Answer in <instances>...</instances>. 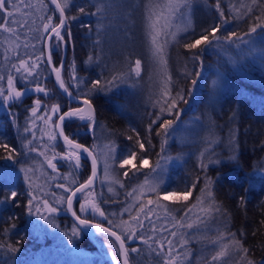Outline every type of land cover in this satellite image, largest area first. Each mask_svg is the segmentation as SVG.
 <instances>
[{
    "label": "trees",
    "instance_id": "16d2710c",
    "mask_svg": "<svg viewBox=\"0 0 264 264\" xmlns=\"http://www.w3.org/2000/svg\"><path fill=\"white\" fill-rule=\"evenodd\" d=\"M25 2L30 3L31 7L22 6L15 19L21 24L26 22L27 26L12 25L17 31L16 36L0 30V77H3L0 79V89L7 93L8 77L11 76L13 87L24 93L18 100L7 103L1 101L3 97H0V144L15 150L12 153L14 159L8 160L4 157L9 152L0 147V170L3 172L0 188L6 187L19 194L15 201L0 203V245L4 246L0 247V264H74L71 257L84 256L67 250L60 243L71 239L72 244L84 248L91 259V256L97 258L98 245L95 241L81 233L76 238L64 240L60 235H52L55 229H67L73 222L69 218H63V221L59 218L62 222H58L54 228L48 225L50 233L43 230L42 236H37L33 231L32 214L27 209L31 190L35 195L37 192L38 199H41L44 197L39 191L41 187H51L52 193L58 190L59 183H64L66 189L71 190L84 180L85 174L82 170L75 174L69 162L63 158L53 172L40 162L41 153L47 156L52 152L65 151L54 132L51 131L50 135L55 137L52 139L53 146H49V141H44L48 140V136L40 137L42 123L47 117L51 119L46 123L54 120V114L49 115L50 107L57 105V112L62 113L77 103L66 100L54 87L43 55V42L47 34L43 25L47 22V16H52L53 23H57V11L49 0ZM99 2L69 0L65 14L69 18L76 17L75 20H68L71 38L65 34L66 45L61 44L59 48L53 45L51 65L53 68L59 67L64 50L60 78L68 93L90 100L94 111L92 123L79 117L66 119L62 127L64 135L93 148L94 128L100 124L115 148V164L122 152L136 153L134 165L122 169L124 173L117 168L118 173L114 176V180L119 182L121 199L112 200L108 195L95 193L96 200L109 215L105 219L106 227L125 239L130 264H164L168 248L166 240L173 241L172 255L178 256L177 264H212V255L221 244L231 240L228 233H235L243 246L250 250L247 259H243V253L237 255L230 252L215 264H247L248 259L254 264H264V29L258 28L255 33L245 35L253 25L264 21V0H257L256 5L252 4V0H189L192 27L165 46L166 66L152 57L146 26V6L150 3L163 4L164 0H104L111 5L106 15L89 14L96 12L95 5ZM248 7L252 8L251 12L247 11ZM80 8H84L85 13L82 14ZM2 16H6V13L0 11ZM217 25L219 31L216 35L221 37L219 41H214L207 48L203 45L193 50L185 47L199 38L205 29ZM232 32L241 39L233 37V42L223 39ZM200 49H203L200 59L193 60V53ZM89 56L93 57L91 61ZM136 59L142 61L139 77L130 73ZM22 60L27 61L28 65H36L31 69V76L23 68L17 71ZM210 72V76L215 78L212 87L207 84L206 78ZM216 74L219 78L215 77ZM113 76L119 79L106 84L112 81ZM167 76L171 77L169 88L172 97L182 90L187 101L180 102L178 108L173 109V114L160 112L164 100L170 99L161 96L163 81ZM193 79L196 80L195 85L191 83ZM96 80H100L106 90L92 89V82ZM37 84L45 92H37ZM215 84L217 90H214ZM36 100L41 101L40 106L36 105ZM32 108H37L35 116ZM176 111L180 113L178 120ZM157 115L161 116V120L153 124L149 131L148 126ZM163 119L176 121L167 137H163L159 128ZM25 128L29 131L26 132ZM137 133L140 142L145 145L144 149L139 147ZM38 135L41 139H35ZM30 148L35 150L29 151ZM169 156L175 162L167 169L165 190L189 191L188 200L164 201L162 207L152 211L148 219L142 217V228L137 222L132 226L137 236L126 239L125 232L120 233L113 224L115 221L120 224L118 220H124L130 225V214L124 213V217L112 221L110 213L126 206L130 189L151 171L156 162ZM142 159L148 163L137 168ZM209 160L219 163H210ZM202 162L207 166L202 167ZM81 164L85 168L87 163ZM69 171L73 174L71 177ZM63 177L66 179L62 180ZM209 180L212 181L215 202L224 210L222 213H207L201 210L202 206L191 207L196 204V198L202 196L201 189ZM32 183L35 186H31ZM193 183L195 188L192 187ZM69 192L63 191L62 196ZM7 193V190L0 193V200ZM151 195L158 198L155 193ZM45 197L44 200L51 206L50 199ZM165 207L171 215L164 211ZM188 208L191 211L186 217ZM173 217L185 218V227H173L176 223ZM109 221L112 223L109 224ZM187 223H192L193 228H188ZM172 231L177 232L176 237L171 236ZM221 234L224 239L212 243ZM100 235L108 243L111 241L105 234ZM182 238L187 240L183 246ZM144 240H148V243L145 244ZM157 241L165 244L163 255L158 254ZM9 246L17 251L12 252ZM132 248L138 251L131 252ZM77 262L75 264H81L79 260ZM96 264L106 263L100 259V263Z\"/></svg>",
    "mask_w": 264,
    "mask_h": 264
},
{
    "label": "snow or ice",
    "instance_id": "6c2138e0",
    "mask_svg": "<svg viewBox=\"0 0 264 264\" xmlns=\"http://www.w3.org/2000/svg\"><path fill=\"white\" fill-rule=\"evenodd\" d=\"M51 3L54 4L56 6V9L59 11V17L58 23H53V17L52 16H47L46 20L47 22L44 23L43 25V30L44 32L48 33L47 39L50 41V46H49V54L47 56V62L51 63L52 62V47L53 45L56 48H59L61 44H67V41L65 40V34L68 36V38H71V31L68 27V20L72 19L75 20L76 17H68L66 16V10L69 7V0H51ZM252 4L256 5L257 4V0H252ZM31 7L30 3H26L25 0H0V11H3L6 13V16H2L0 17V30H2L3 32L9 33L11 36H16L17 35V31L16 29H14L12 27V25H17V27H26V22L24 24H21V22L18 19H15L16 15L18 13H20L21 7ZM189 0H164L163 4H159V3H150L149 5L146 6V20L148 21V36H149V41H150V45H151V55L152 57L161 65L166 66L167 65V60L165 58V45L167 44V39H165L163 41V43H161L160 41V37L164 36L165 38H167L168 36H171L173 39H175L176 36V32H171L168 31V29H170L172 27V17H174L177 13H182V9L189 7ZM243 6V5H242ZM96 7V12L94 13H89L91 15H101L102 17L104 15H106L109 10L111 5L108 3H105L104 0H100L99 3H97L95 5ZM217 9H219V2H217L216 5ZM235 8V6H234ZM236 11H239V9H235ZM79 11L83 14L85 13V9L84 8H80ZM248 12L252 11L251 7L247 8ZM221 17L224 16V13L221 11L220 13ZM191 22L189 21V24ZM225 23H227V21H225ZM103 25H101L102 27ZM90 27V26H89ZM258 28H262L264 29V21H262L261 23L255 24L253 25L250 30L249 33H245V35H250L251 33H255L257 31ZM99 31V30H98ZM219 31V26H213L210 29H205L202 34L199 36V38L194 39L192 42L188 43L185 45V47H187L190 50L193 49H199V46L203 45L204 48H207L208 46L213 45L214 41H219L221 39V37H218L216 35V32ZM211 35V39H209V36ZM233 37H236V33L232 32L229 33L227 36L223 37L224 40L229 41V42H233ZM18 38V37H17ZM236 39H241L240 37H236ZM245 43H247V41H244ZM97 44L100 43L99 40L96 41ZM203 52V49H200L197 52L193 53V60H199L201 57V54ZM39 59V58H37ZM89 61H91L93 59L92 56H89ZM98 59V57H97ZM141 64L142 61L141 59H136L135 60V64L134 67L130 68V73H135V75L137 77L140 76L141 74ZM36 65H28L27 61H20V67L17 68V71H20V68H23L29 76L32 75V71L31 69L33 67H35ZM13 67L15 68L16 65H13ZM61 67H63V62L61 64ZM53 71L56 73V78L60 83V87L62 89H64L65 92L68 91V88L65 86L64 81L60 78V68H53ZM75 71V68L73 66V72ZM196 75L198 76L199 73H196ZM0 79H3V77H0ZM119 79L118 76H113L112 81H107L106 84H111L113 81ZM171 83V77L167 76V78L163 81V86H162V92H161V96L163 97H169L170 99H165L163 104H161L160 107V112L164 113V112H168L169 114H173V109H177L178 105L180 102L183 103H187V101L184 98V94L183 91H178L175 95V97H172L171 94V90L169 88V85ZM191 83L193 85L196 84V80L193 79L191 81ZM8 84H9V88L7 93L4 92L3 89H0V97H3V100L5 103H7L8 101H14V100H18L24 93L22 91L17 90L16 88L13 87V80L12 77L9 76L8 77ZM92 89H98L101 91L106 90L105 87H103L101 85V81L100 80H96L92 82ZM37 92H45V89L42 88L39 84L36 85V89ZM91 91V90H90ZM47 94V93H46ZM69 95H71L69 93ZM36 105L40 106L41 101L40 100H36ZM84 105L87 106V108H76V109H72L69 112L63 113L62 115L59 116V120L60 121H64L65 117H73V116H79V118L81 120H85L87 119L90 122H94V115H93V109H92V105L90 100L88 99H84L83 101ZM157 103H159V101H157ZM58 111V106L57 105H53L52 106V112L55 113ZM31 112L33 114V116L36 115L37 112V108H32ZM179 111L175 112V116L176 119H179ZM51 117H47V119L45 120V122H47V120H50ZM161 120V116L157 115L156 119L152 120L151 123L149 124V131L152 130V125L156 124L157 121ZM176 121L175 120H171V119H163L162 122L159 124V128L162 130L163 133V137H167L169 135V131L174 129V125H175ZM56 127H60L59 124L56 125ZM25 131H29L28 128H25ZM133 131H135V129H133ZM61 134H63L61 132ZM158 135H160L161 133H157ZM137 137L138 140L137 142L139 143V147L141 149H144L145 145L143 142H140L139 140V134L137 133ZM52 139H55V137H51ZM64 139L66 141L67 144L72 145L73 141L70 140L67 136H64ZM129 139H131V137H129ZM149 143H151V141H148ZM166 142V141H165ZM28 144H31V141H28ZM0 147H3L6 151L9 152V155L4 157V159H8V160H13L14 159V155L12 153H14V149H10L8 147V145L6 144H0ZM109 147V151H111V146H107ZM163 147V145H162ZM75 148L76 149H82L83 152L88 153L89 156L92 155V153L87 149L84 148L83 145L80 144H75ZM35 149H29V151H34ZM41 155H43V153H41ZM73 155L76 156V166L79 167V161H80V156L76 155L75 152H73ZM136 155L135 152H131L129 153V157L127 159H124L122 161V166L123 165H127L130 164L132 162V157H134ZM203 153H201V156L203 157ZM55 157H53L54 159ZM235 158V157H233ZM210 163H219V161H213V160H209ZM48 166L51 167L53 170L56 169V164H54L52 162L51 159L47 160ZM95 158H93V177L95 176ZM141 163L143 164H147L148 161L146 159H142ZM202 167H206L207 165L201 164ZM106 173H107V168H106ZM125 175H127V173H125ZM93 177H90L88 179V181H86V183L81 184L79 186V188H77L75 191L71 192V195L67 197V203H68V209L71 210L72 207V199L73 197L76 195V192L78 191H83L87 188H89L92 183H93ZM199 178L197 177V180ZM212 181H207L205 184V187L203 189H201V193L202 196L197 197L196 198V204L192 205V208H195L197 206H202V211H205L207 213H222L224 212V210L216 204L214 196H213V192H212ZM58 187L64 188L65 186L63 184L57 185ZM195 183H193L192 187L195 188ZM71 191L70 189H66ZM152 190H155L154 188ZM109 191H111V189H109ZM191 193L189 191H185L183 194H177V193H167L164 195V199L165 200H169V199H173L175 198L176 200H184L187 201L189 198V195ZM19 194L16 191H10L9 194H7L3 200H0V203H8L11 201H15L17 196ZM31 195V193H30ZM36 197L32 196V199H30L28 201V213L31 215L33 214L32 212V206H33V200H35ZM65 198L63 196H61L59 198V200L57 201L58 203L62 200H64ZM241 200H243V198H241ZM86 203H91L90 201H86ZM149 203H151V201H149ZM205 204H207L206 207H203ZM42 206L49 212L51 213H55L56 211H58L57 208L51 207L48 203L47 200H43L42 201ZM92 208L95 212H98L100 216H104L105 213L103 211L100 210V208L95 204L92 203ZM81 210H84V206H81ZM127 211V209H125ZM141 211H143V209H141ZM154 211L153 209H149V212L145 214V219L149 218L150 213ZM164 211L166 213H168V215H171V213L169 212V210L165 207ZM191 211V208H188L185 216L187 217L188 212ZM40 212V208L37 207L36 208V213L39 214ZM226 215V213H224ZM73 215H76L75 213H73ZM41 219L45 220V221H49V217L48 216H44L41 215L40 216ZM77 219L80 221V224L85 225V226H92L95 227L97 230H99L102 233H106L109 236H113L115 237L116 241H119L120 243V254L119 255H113L112 259L114 261H117V264H120V257L122 256L123 258V264H130L129 261V249H127L125 247V239L122 238L121 235H118L115 231H113L111 228L108 227H104L103 225L97 223V224H92V222L90 220L87 219H80L79 217H77ZM134 219L136 220L137 224H139V226L142 228L143 227V222L140 220L139 215L134 217ZM184 219L185 218H180L177 219L176 217H173V220L176 221V223L173 225V227H185V223H184ZM112 221H109V224H111ZM262 223H264V221H262ZM124 224V232H125V237L126 239H132L135 236H137V232L132 228L131 225H128L126 222H123ZM188 228H193V224L192 223H187L186 225ZM119 227V225H118ZM153 231H155V225L153 224L152 226ZM162 231H166V229H162ZM78 233V229L73 228V235H76ZM172 237H176L177 236V232L176 231H172L171 233ZM228 235L231 237V240H229L227 243H223L220 245L219 249L215 252L214 255H212L211 257V261L212 264H215V262L220 261L221 258L226 257L229 255L230 252H235L237 255H240L241 253H243V259H247V254L249 253V249L245 248L243 246V243L241 240H239L236 236L235 233H228ZM141 239H143L141 237ZM149 239H151V237H149ZM224 237L223 235H218L217 240L212 241V243H218L219 241L223 240ZM145 244L148 243V240H144L143 241ZM69 243H71V239L69 240ZM111 241L109 242V244L111 245ZM157 243L159 244V249L160 252H158L159 255H163L164 251H165V244L162 241H157ZM166 243L168 245L167 248V256H165L164 259V264H177L178 261V256H174L172 255V245H173V241L172 240H166ZM187 243V240L185 239H181V246H183L184 244ZM0 247H4L3 245H0ZM10 247V250L12 252L17 251L16 248L14 247ZM138 249L136 248H132L131 252H137ZM153 251H156V249H153ZM247 264H254V262L250 259L247 260Z\"/></svg>",
    "mask_w": 264,
    "mask_h": 264
},
{
    "label": "rangeland",
    "instance_id": "374dc122",
    "mask_svg": "<svg viewBox=\"0 0 264 264\" xmlns=\"http://www.w3.org/2000/svg\"><path fill=\"white\" fill-rule=\"evenodd\" d=\"M182 13H183L182 15H181V13H177L174 17H172V27L170 29H168V31L176 32V36L179 34L185 33L186 31L190 30L192 27V22H191L190 14L188 11V7L182 9ZM189 21L191 22L190 24H189ZM147 25H148V21H146V26ZM147 30H148V27H147ZM147 37H148V41H149L148 33H147ZM165 39H167V41H168L165 46H167L170 43V41L173 40V38L171 36H168L167 38H165L164 36H161L160 37L161 43H163V41ZM149 43H150V41H149ZM9 46L11 47V44H9ZM210 74L212 76V73L210 72L207 74L206 78L208 80L207 84L210 87H212V86H214L215 78L214 77L212 78L210 76ZM215 77L219 78V75L216 74ZM214 90H217L216 84H215ZM84 99H86V98H84ZM1 101L4 102L3 98H1ZM80 105H81L80 103L76 104V106H74V108L79 107ZM1 109H4V107H2ZM52 113H53L52 108L50 107L49 115L51 116ZM53 114H54V120L52 123L51 122L46 123L45 121H44V123H42V125L40 123V125H41L40 137L43 138L45 136H48L49 137L48 140H44V139L43 140L46 141V143H47V141H49V143H50L49 146H53L52 145L53 140L50 136L51 131L54 132V134L56 135V137L59 140V137L56 134L55 125H56V121L59 118L61 113L56 112V115H55V113H53ZM69 118H71V117L65 118V120L61 121V123H60V129H61L62 133H63L62 127L64 126V123L67 121L66 119H69ZM90 123H92V122H90ZM93 133H94L93 134V140H94L93 145H94V147L93 148L88 147V149L91 150L93 157L95 158V162H96L95 163L96 164V172H95V176L93 179V183L89 188H87L83 191H80L74 197V199L72 200V207H71L73 213L76 214V215H74L76 218L79 217L80 219H87V220H89V219H88V217H86V215L83 213V211L81 209L78 210L76 208L78 201H87V199L90 198V195L92 194V192L93 193H99V196L108 195L112 198V200L121 199L122 197L119 195L120 190H118L119 182L116 179L114 180V176L117 175V173H118L117 168H120V171H121L122 169H125L126 167L129 168V167H132L134 165V161H133L134 158L132 157V162L130 164L122 166V161L129 157V153L126 154L127 152H122L121 157H119V159L117 160V164L114 163V149L115 148L111 144L109 137L106 136V131L103 129V127L100 124L98 126H95ZM63 135H64V133H63ZM40 137L38 135V136H36L35 139H41ZM68 138L70 140H72L73 142H77L73 138H70V137H68ZM60 144H61L62 149H65L64 152L63 151L52 152V153L48 154L47 156L40 155V160H41L40 162L45 165L47 170L53 172V171L57 170L58 165H59V161H62V158H63V160L65 162H67V163L69 162V164L71 165L75 174H79L81 170L83 171V174H85V178L82 182H84L90 175V164L88 162L87 156L85 154L79 152V151L72 149V148H65L63 146V144L61 143V141H60ZM45 146L46 145H44V147ZM107 146H111V151H109V147H107ZM73 152H75L76 155L80 156L79 167L76 166V156L73 155ZM53 157H55V158L53 159ZM49 159H51L52 162L54 164H56L55 170H53L51 167L48 166L47 160H49ZM141 161L142 160H140L137 168H139V166L142 167L145 165V164L141 163ZM173 162H175V160L173 161V157H170V156L169 157H163L158 162H156L154 164V166L152 167L151 171L142 180L138 181L130 189L129 194H128V198L125 202V203H127V205L123 206L121 209L119 208L118 210L110 213L111 220L113 221V219H114V221H115L116 218L124 217V213L128 214V215L130 214V217H131V224L130 225L134 226V225H136V220L134 219V217L139 215L140 220H141L142 217H145V214L149 212V209H153V210L157 211L162 207V203L164 201L176 200L175 198L165 200L163 198L165 194H167V193H177L178 195L183 194L184 192H176L174 190H165L166 188H165L164 184H165V179L167 178V175H168L167 169H168V167H172L174 165ZM81 163H87L86 167L84 168ZM87 167H88V169L86 170ZM106 168H107V173H106ZM84 170H86V172L88 171L87 175H86V172H84ZM121 172H123V171H121ZM2 173H3L2 170H0V176ZM123 173H121L120 176H122ZM68 175L71 177L73 174L69 171ZM65 179H66V177L62 178V180H65ZM62 184L65 186L64 188L57 186L58 190H55L52 193H50L51 187L49 188L48 186L41 187L40 190L38 189L40 191V194L44 195V197H42L41 199H38L37 192H36V195H35V192L33 190H31L29 192V193H31L30 199H32V196L36 197V199L33 200V206H32L33 214L31 216V218H32V223L34 225V229H35L37 236H42L43 230H47V232L50 233L48 231V225L55 226L57 224V220H56L55 216L58 214H60V216L65 215L71 219V217L67 211V207H66V198H67L68 194L63 196L65 198L64 200L60 201L59 203L57 202L59 200V198L62 196L63 191L66 190V185L64 183H62ZM59 185H60V183H59ZM31 186H35V183H32ZM94 188H95V190H94ZM153 188L155 190H152ZM160 188H162L163 190H161ZM109 189H111V191H109ZM5 190L8 191L7 194L10 193V191L6 187L0 188V193L1 194L4 193ZM153 193H155L159 199L156 198L154 195H151ZM101 194H103V195H101ZM45 196H48V198L50 199L51 207L58 209L57 212L51 213V212L47 211L42 206V201L46 198ZM94 199L96 200V197H94ZM38 200H39V202H38ZM149 201H151V203H149ZM37 207L40 208L39 214L36 213ZM125 209H127V211ZM141 209H143V211H141ZM41 215L48 216L49 221H45V220L41 219L40 218ZM150 215H151V213H150ZM127 217H129V216H127ZM61 218L63 219V217H61ZM90 221L94 222V220H90ZM123 222H126V221L123 220L120 222L118 220V223H120V224H117L116 221L114 222L115 224H113L114 226L115 225L117 226V230L120 233L124 232ZM95 223H96V221H95ZM100 224H101V222H100ZM118 225H119V227H118ZM84 227L87 228V226H85V225H84ZM73 228L78 229V233L76 235H73ZM89 230L92 233V234H90L91 238L98 245V252L96 253L97 258H94L91 256V259H90V257L86 254V250L84 248L76 247L72 244V242L69 243L67 241H64V242L60 243L61 246L65 247L67 250H71L73 253L78 254L79 256H84V257H76V258L74 257V259L71 257L72 262L75 264V263H78L77 260H79L81 262V264H83V263H85V264H96V263H100V259H103L106 264H117V261H114L112 259L113 255H119L115 242L111 239L112 244L110 245L107 242V240L100 235V232L98 230H96L93 227H91V229H89ZM52 232H53L52 235H57V237H58V235H60V237H62V240H64L67 237L76 238L80 235V233L82 231H81V227H79L73 221L72 224H70L67 227V229H59V230L55 229V232L54 231H52ZM120 264H121V262H120Z\"/></svg>",
    "mask_w": 264,
    "mask_h": 264
},
{
    "label": "water",
    "instance_id": "95a60500",
    "mask_svg": "<svg viewBox=\"0 0 264 264\" xmlns=\"http://www.w3.org/2000/svg\"><path fill=\"white\" fill-rule=\"evenodd\" d=\"M49 1H50V3H51V0H49ZM51 4H52V3H51ZM52 6L55 8V10L57 11L58 16H59L60 14H59V11L56 9V6H55L54 4H52ZM58 22H59V20H58ZM58 22H57V23H58ZM47 36H48V33L46 34V36H45V38H44V42H43V55H44V59H45L47 65H48V68H49V71H50V75H51V80H52V83H53L54 87H55V88L57 89V91H58V92H59V93H60V94L66 99V100H68L69 102H71V103H78V104L80 103V104H81L79 107H76V108H87V106L84 105V103H83V101H84L83 98H77V97H74V96H72V95H69L68 92H65L64 89H62V88L60 87V83H59V81H58L57 78H56V73L53 71V67H52L51 63H48V62H47V56H48V54H49V40L47 39ZM63 57H64V50H63V53H62V61H63ZM62 61H61V63H60V65H59L58 68L61 67ZM76 108L73 107V108L66 109V110H64L60 115H62L63 113L69 112V111H71L72 109H76ZM65 118H67V117H65ZM60 123H61V121H60L59 118H58L57 121H56V125H57V124L60 125ZM56 125H55L56 134L58 135L59 140L61 141V143L63 144V146H64L65 148H72V149H74V150H76V151H79V152L85 154V155L87 156V158H88V162H89V164H90V175H89V177H88L84 182H82V183L78 184L77 186H75V187H74V188L68 193V195H67V197H68V196L71 195V192H72V191H75L77 188H79V186H80L81 184L86 183V181H88V179H89L90 177H93V158H94V157H93V154H92L91 156H89L88 153L83 152L82 149H76V148H75V144L83 145V144H81V143H79V142H73L72 145L67 144L66 141H65V139H64V135L61 134V129H60V127H56ZM83 146H84V145H83ZM84 148H87V149H88V147H86V146H84ZM88 150L91 152L90 149H88ZM91 153H92V152H91ZM95 172H96V164H95ZM93 179H94V177H93ZM79 192H80V191L76 192V195H77ZM76 195H75V196H76ZM75 196H74V197H75ZM74 197H73V199H74ZM73 199H72V200H73ZM66 207H67V211H68V213H69L71 219H72V220H73V221H74L79 227H81V229L83 230V232H84L85 234L90 235V234H91L90 231H89L86 227H84V225L80 224V221H79V220L73 215V211H72V209H71V210L68 209L67 198H66ZM92 224L94 225V224H97V223L92 222ZM101 225H102V224H101ZM89 227H92V226H89ZM104 227H105V226H104ZM93 228H95V227H93ZM95 229H96V228H95ZM96 230H97V229H96ZM98 231H99V230H98ZM99 232H100V231H99ZM100 233H102V232H100ZM103 234L107 235L106 233H103ZM107 236H109V235H107ZM109 237L115 242V244H116V246H117V249H118V253L120 254V243H119V241H116V240H115V237H113V236H109ZM120 262H121V264H123V258H122V256L120 257Z\"/></svg>",
    "mask_w": 264,
    "mask_h": 264
},
{
    "label": "flooded vegetation",
    "instance_id": "af4514ba",
    "mask_svg": "<svg viewBox=\"0 0 264 264\" xmlns=\"http://www.w3.org/2000/svg\"><path fill=\"white\" fill-rule=\"evenodd\" d=\"M94 197H95V193L92 192V194L90 195V198L87 199V201H90L91 203H86V201H78V203L76 205V208L79 210V209H81V206L83 205L84 206L83 213L86 215V217H88L89 220H94V222L96 221V223H99V224L101 222L102 225L106 226L105 225V219H107L109 217V215L106 214V212L104 211L103 206H101L99 204V202L94 199ZM92 203H95L100 208V210L105 213V215L104 216H100L98 212H95L93 210V208H92ZM61 217H63L64 219L69 218V217H67L65 215L60 216V214H58V215L55 216V218L57 220V224H58V222H62L63 221V219ZM59 218H61L62 221H59ZM57 224L55 226H57ZM55 226H52V227L54 228ZM33 231L35 232L34 229H33ZM81 234H83V232H81Z\"/></svg>",
    "mask_w": 264,
    "mask_h": 264
},
{
    "label": "bare ground",
    "instance_id": "6f19581e",
    "mask_svg": "<svg viewBox=\"0 0 264 264\" xmlns=\"http://www.w3.org/2000/svg\"><path fill=\"white\" fill-rule=\"evenodd\" d=\"M78 104V103H77ZM93 115H94V111H93ZM73 117H79L78 115L77 116H73ZM72 118V117H71ZM85 120H87V119H85ZM94 187V186H93ZM94 190H95V188H94ZM72 220V219H71ZM87 229L89 230V229H91V227H89V226H87ZM81 231L83 232V230L81 229ZM90 231V230H89ZM90 233H91V231H90ZM83 234H85L84 232H83ZM92 234V233H91ZM85 235H87V234H85ZM88 236V238L90 237L91 238V236L90 235H87Z\"/></svg>",
    "mask_w": 264,
    "mask_h": 264
}]
</instances>
